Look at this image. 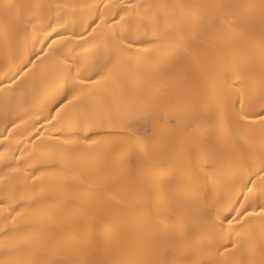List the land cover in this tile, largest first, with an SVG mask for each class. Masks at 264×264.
Listing matches in <instances>:
<instances>
[{
    "label": "bare ground",
    "instance_id": "obj_1",
    "mask_svg": "<svg viewBox=\"0 0 264 264\" xmlns=\"http://www.w3.org/2000/svg\"><path fill=\"white\" fill-rule=\"evenodd\" d=\"M69 67L98 81L71 85L81 113L113 116L81 153L60 139L93 135L56 108ZM123 98L143 110L115 116ZM262 111L264 0H0V262L264 264V233L232 230L261 219Z\"/></svg>",
    "mask_w": 264,
    "mask_h": 264
},
{
    "label": "snow or ice",
    "instance_id": "obj_2",
    "mask_svg": "<svg viewBox=\"0 0 264 264\" xmlns=\"http://www.w3.org/2000/svg\"><path fill=\"white\" fill-rule=\"evenodd\" d=\"M149 7H155L157 9L163 10V14L166 18L171 19H178V20H184L187 19L191 13L186 9L184 5H168V4H158L155 6H149ZM180 8L182 11L178 15L176 12V9ZM121 20H124V17H120ZM149 19L153 21V31L158 32L159 31V21L158 17L156 16H150ZM166 28H173L172 24L166 23ZM173 44L175 47H180L181 41L179 39H173ZM114 57H110L108 63H113ZM107 66V65H106ZM55 74L59 80L62 81V87L64 89H70L69 94L65 95L64 99L61 100L56 108L57 109H63V114L61 115V120L64 121V127L68 129L70 132L78 133L81 130H83L85 133L92 132V136H79L75 135L72 137L65 136L60 138L62 142L64 143H70L77 145L76 147H73L71 149H67L66 151H70L73 153H81L84 151L83 148L79 147V145H87L89 148L92 147H100L103 143L107 142V137L111 135V133H101L96 132L95 129L98 128H105V127H111L114 126L112 123V112L109 113V122L106 123L103 119H93L87 109L84 110L83 114L80 111V106L85 104V101L78 97L76 93H84V88H75L71 87L73 83L77 85H83V84H93L98 83V81L94 79L86 80L83 76L79 74L77 71L75 74L72 72L71 68H57L55 70ZM69 96L71 98H69ZM79 100V104H74L73 101ZM143 109L140 107L134 106L130 100L127 98H123L120 102H118L113 111L115 113V116H120L121 118H128L132 119L136 115H138ZM261 117H264V111L260 113ZM129 129H131V125H129ZM119 147H138L140 149L144 148V144L139 139L128 136L126 138V142L121 143L118 145ZM264 170V169H262ZM90 174V173H89ZM33 179H36L35 174L33 175ZM247 214L248 217H255L258 214L255 211L249 212L247 209L240 212L238 216L236 217V221L239 223L238 228L232 229L233 231L237 232V235H241L243 233L251 232L253 229H258L260 232L264 233V205L261 206V219L259 222H254L251 219H244L241 220V217H245ZM3 245L0 244V247ZM226 246L223 251H227L228 247ZM219 251V250H218ZM5 255L10 256V252H6ZM0 264H3V262H0ZM9 264H55V262L48 260L45 256H40L34 259L29 260H13L10 261ZM183 264H190L188 261H184ZM241 264H255L254 261L251 260H242Z\"/></svg>",
    "mask_w": 264,
    "mask_h": 264
}]
</instances>
